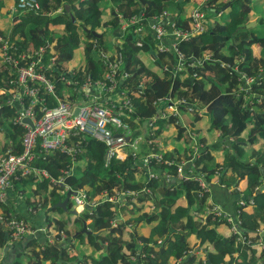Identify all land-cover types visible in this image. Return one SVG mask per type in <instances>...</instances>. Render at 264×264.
<instances>
[{
  "label": "trees",
  "instance_id": "1",
  "mask_svg": "<svg viewBox=\"0 0 264 264\" xmlns=\"http://www.w3.org/2000/svg\"><path fill=\"white\" fill-rule=\"evenodd\" d=\"M262 1L264 2V0H202L201 9L206 6L210 14L213 13L212 10L215 11L213 18H218L220 15H217V12L223 11L224 18L219 20L212 18L215 23L208 25L205 32L180 44V49L186 57V63L191 62L192 59H201L204 52L209 53L211 57L203 60L201 65L188 66L185 64V69L179 72L176 71V57L170 52H158L153 59L158 66H167L161 75L149 69L138 56L143 51L151 57V50L156 49V43L148 36L142 46L138 47L135 44V33L126 32L122 46L123 67L121 70L129 75L118 88V91H126L134 105V112L130 113L127 119L129 123L136 118L151 119L157 113L159 106L168 98L184 99L190 106H194L195 113L202 109L200 105L205 107L209 116L208 129L218 131L225 144L223 146L218 142L213 145L214 149L224 153V165L218 161L212 163L214 158L207 146L200 152V157L195 160L197 169L207 171L209 176L218 175L220 182L224 181L226 185L236 183L237 186L241 180L248 178L247 191L250 193V199H246L251 200L253 206L250 210L237 206L236 209L240 211L236 214V222H240L239 230L251 243L246 244L237 240L235 234L229 236L224 242V238L213 227H208L210 224L217 225L223 221L228 223L226 218H213L212 215H208L205 222L200 218L195 221L190 217L183 218V215L187 213L186 210L183 207H177L179 192L182 190L189 205L191 207L195 205L194 208L197 211L205 205L207 193L199 197L195 182L185 181L176 185L157 177L147 178L145 183H141L136 176V171L141 169H137L129 161L111 160L108 165H105V145L86 137L82 143L83 151L77 155L75 166L71 168V173L64 177L63 182L72 191L85 190L90 201L103 196L104 193L106 197L123 194L119 196V203L105 200L91 209L87 206L81 214H76L74 225L81 221L80 227L85 228L84 235L88 241L95 249L102 250L98 260L94 261L89 256H86V259H91L95 264H164L160 261V256L168 249L176 258L182 259L187 253L181 264H212L209 260L210 250L206 252L205 259L197 254H190L192 246L188 240L191 235L195 234L202 244L207 240L212 243L222 256L238 252L244 258L245 263L256 264L254 258L251 257L249 261H246V257L252 250L256 238L259 237L257 233L260 227L259 221L264 218V32L258 36L257 34L261 31L255 33L252 31L254 28L248 30L245 28L244 39L249 38V42L259 43L262 52L259 58L254 57L250 52L246 54L240 52L238 55L230 51L227 45L232 41L233 33L240 28L239 14L243 12L246 15H252L254 7L264 5ZM37 2L39 7L36 11H24L13 17L11 29L8 33L4 32L7 34L4 38L18 47L20 51L29 52L40 45L45 47V61L54 58L51 72L56 78L55 95L60 97H62L60 91L62 79L80 88L88 76L96 80L106 71L103 63L95 59L96 53L98 54L99 49L105 50L106 48L102 38L103 34L108 33L109 30L118 29L121 19L127 21L132 16L142 15L145 20H151L168 12V9H172V15L181 14L180 18L174 20L177 27L183 25V28H188L190 18L188 14L187 16L183 14L186 11L185 8L193 4L192 0H37ZM110 2L116 10H112L108 20L102 21L104 12L102 4L110 5ZM64 4L70 6L69 11L64 8ZM171 14L169 16L173 18ZM119 15L120 18H118ZM258 22L264 25V14L259 15ZM59 24H64V30L55 29ZM245 24H243L244 27ZM99 28H102L104 33L97 38L92 31L98 32ZM130 28L133 29L134 26ZM79 31L85 37L86 62L83 67L72 71L67 69L66 63L71 59V48L77 47L80 42ZM0 34L4 35L1 31ZM15 37L19 40H15ZM240 45L242 48L243 42H239ZM3 71L5 80L0 82V87L9 89L13 86L9 83V69L4 68ZM181 72L186 76H181ZM242 75L252 79L250 85L241 79ZM239 85L249 87L244 91V96L237 92ZM6 95L5 93L0 97V125L9 123L14 128L11 118L16 106L7 103ZM45 98L48 105L56 103L51 95ZM180 107L186 108L185 104H181ZM176 120L177 118L170 117L167 121L164 119L160 123L162 125L172 123L177 127L175 137L182 139L185 148L182 153H173L171 158L179 162L192 155L190 150L192 139L186 129L180 123H176ZM18 133L22 134L19 129L15 135L17 136ZM159 133H161L160 130L157 131V134ZM201 141L203 143L204 138H201ZM241 144L251 149V158H254V161H244L237 155V148ZM259 144H261L260 148L256 149L255 146ZM17 146L18 151L21 147L20 143ZM164 157L169 158V156ZM34 164L47 169L50 175L56 177L61 174L62 170L68 171L72 161L60 151L53 150L39 153ZM159 167L169 172H176L177 169L176 164L171 166L160 164ZM59 185L54 184L53 189L60 187ZM46 186L47 183H38L39 188ZM14 187L16 191L18 190L17 193L22 194L17 184ZM259 187L263 188L262 192H257ZM53 189L52 194L56 191ZM126 192L132 194L129 195ZM47 202L46 198L39 200L34 203L33 209H42ZM55 203L53 201L51 206ZM66 207L68 210L71 209V203L68 202ZM120 215L137 216L132 220L121 219ZM65 219L52 221L48 227L56 230L54 235L58 240L63 232L65 237L63 241L67 243L66 241L75 232V236L80 235L78 231L80 227H75L71 231V228H67L68 223L64 221ZM88 219L90 222L86 223ZM113 220L116 223L115 226L112 225ZM156 220L163 225L160 237L169 234L164 244L151 235L143 236L136 232V227L143 221L151 223ZM130 225L133 226V230L130 231L126 240L125 234ZM156 229L155 227L152 230V235L157 232ZM249 232L256 234L253 236ZM7 237L8 231L2 219L0 220V246L5 243ZM58 245L56 241L51 244L48 242L43 245L39 244L38 249L32 250V256L35 258L34 264H41L42 260H51L50 264H60L67 259L68 250L64 245ZM132 257L135 260H132ZM259 259L264 264V250ZM12 264L20 263L15 261Z\"/></svg>",
  "mask_w": 264,
  "mask_h": 264
},
{
  "label": "built area",
  "instance_id": "2",
  "mask_svg": "<svg viewBox=\"0 0 264 264\" xmlns=\"http://www.w3.org/2000/svg\"><path fill=\"white\" fill-rule=\"evenodd\" d=\"M17 8L21 11H35L38 8V2L37 0H17ZM165 15L166 13L160 16L158 20L148 21L149 31L158 51L173 52L177 56L176 69L181 71L185 68V57L179 50L178 44L205 30V12L200 8L192 10L188 28L177 27L175 22L168 23L169 28H167L164 24ZM141 20L140 16H133L122 22L119 41H117L118 51L113 55L108 54L104 49H99L98 54L96 53L95 59L103 63L106 71L96 80H92L88 76L80 85L85 96L91 97V99L81 103L69 102L63 97L55 95V86L44 73L45 69L52 68L54 58L45 61V47L43 45L29 52L20 51L18 47L0 34V51L2 52L0 63L4 64V67H0V82L5 80L3 71L5 68L9 69V83L13 85L9 89L0 87V97L6 93L7 103L16 106L11 118V123L15 127L12 128L9 125L12 137H16L15 134L18 129L22 133L20 135V150L13 151L10 148L0 152V203H8L9 193L14 189V181H18L21 176L30 172H35L39 179L49 178L54 184H62L63 176L67 174V170H62L61 174L53 177L47 169L35 166V159L39 153L58 150L71 159L70 171H72L71 168L76 163L77 155L83 151L82 143L86 137L93 138L105 145V165H108L111 160L129 161L137 169L143 170L146 179L161 177L176 185L185 181H193L197 184L199 197L210 191L207 172L197 169L195 163V160L200 157V152L204 149L201 141H197L199 145L193 147V153L188 159L184 158L179 162L174 161L171 157L165 158L158 153H147L141 158L138 157V146L142 141V135L138 130H134L132 127L131 129L127 122L129 114L134 112V105L126 91H118V88L129 75V73L121 70L123 67L122 46L124 36L126 32L130 31L131 26H135L133 31L140 36L143 28ZM93 43L96 45L95 41ZM141 44V41L136 42L137 46ZM208 57L209 55L204 53L201 59L191 61L187 65H201L202 61ZM12 73L13 75H11ZM67 83L70 84L69 81ZM101 91L105 93L103 101ZM47 95L55 98L56 103L54 105L46 103L45 96ZM166 101L169 102L166 103ZM166 101L164 103H166L168 110L176 106L171 102V98ZM76 110L77 112H75ZM26 118L31 121V124L24 121ZM153 118L154 116L151 119H146L147 127H153ZM137 120L142 123L145 122V119L140 120L138 118ZM134 133L136 136L131 139ZM153 160L167 166L176 164V172H169L167 169L163 170L161 167L152 165ZM126 194L132 193L126 192ZM102 195L90 201L85 190H78L71 194L70 200L75 209L84 210L87 206L91 209L105 200L119 203V196H123V194H118L106 197L105 193ZM16 197L23 198V195L17 193ZM248 204H253V202L248 199H240L237 202V206L243 208ZM29 210L31 209L29 208ZM239 211L236 209V214ZM205 212L207 216L212 215L213 218H226L232 225L237 240L246 244L251 243L249 239H245L239 230L240 222H236V219L231 220L219 206L206 207ZM2 219H4V226L9 231L8 239L11 241L34 232L31 230L30 223L23 218L10 214L5 216L0 214V220ZM112 225H116L114 220ZM262 247L264 248V245ZM186 256L187 253L184 258ZM132 260L135 258L132 257Z\"/></svg>",
  "mask_w": 264,
  "mask_h": 264
},
{
  "label": "crops",
  "instance_id": "3",
  "mask_svg": "<svg viewBox=\"0 0 264 264\" xmlns=\"http://www.w3.org/2000/svg\"><path fill=\"white\" fill-rule=\"evenodd\" d=\"M196 2L197 1L194 0V3H196ZM109 4L110 5H105L104 3L102 4V7H104V12L102 15V21L108 20L110 18L111 12H113L112 10L113 9L116 10V8L112 4V2H110ZM13 5H14V0H0V31L1 32L4 31V32L8 33L11 29L12 20L14 17V13L12 12ZM192 5H189L188 7L186 6L187 8H185L186 11L183 14L184 16H187V14L189 13V9ZM262 6H264V5L257 6V7H262ZM257 7H254V13L253 14L256 13ZM9 9H11L10 13L8 12ZM263 10H264V7H263ZM168 13L173 14L172 9H168ZM257 13L259 14V11H257ZM176 15H177V19L181 17V14L178 15L176 13ZM252 15H250V16H252ZM55 29L58 30V27H56ZM120 33H121V31L109 30L107 33L109 40L103 39L104 43H105V47H106L105 51L108 54L113 55L116 52V49L118 48L117 47V41H119ZM142 33L148 34V36H149V31L147 30L146 27L143 28ZM111 36L113 37L112 39H111ZM78 45H79V47H78L79 49L81 46L83 47L82 58H84V44L79 43ZM140 54H142V56L148 55L147 53H144L143 51H141L139 53V55ZM142 56H138V58L141 61L143 60ZM149 63L153 67H150ZM66 64H67V66H66L67 69L72 70V71L75 70V68L78 69L79 67L82 66L81 63L79 64V61L72 59V58ZM144 64L147 65L148 68L151 69L156 74H158V75L162 74L160 66L156 65L154 63L153 59L150 62L148 61V63L144 62ZM155 67H156V70L154 69ZM102 101H103V99H102ZM162 110L165 111L164 104L160 105L158 108V111H162ZM199 112L200 111H198L197 113H195L194 111H179V114L182 115L184 118L182 117V120H180V121L177 119L178 123H180L182 125V127H184L185 129H186V125H190L191 130L199 133V134H197L198 136L196 137L197 139L195 140V142L201 141V138H204V142H203V144L202 143L201 144L203 145V147L209 146V148H210L209 152L214 158L212 163L215 161H218L220 164L224 165V153L221 150L214 149L213 145L215 144L216 140H218V142H220L223 146L225 144H224V142H222L218 131L213 130L211 132V134H213V135H212V137L210 136L211 135L209 132L210 130L208 129L209 116L207 115V113H204V111H203L202 115H200ZM196 116H198V118ZM164 119H165L164 117H162L160 119L159 118L158 119L153 118L152 119L153 126L155 125V127L159 128V126H158L159 121L164 120ZM128 125L130 128L131 127L136 128V130H138L140 133L146 129L147 120H145L144 123H140V121H138L137 119H134L132 121V123L128 122ZM136 126H138V127H136ZM170 128L172 130V131L170 130V133H167L164 130V133L169 134V136L164 137L163 142H161L160 145L167 152L170 151V152H173L174 154L184 152L185 146L183 144L182 139L175 137L177 134H176V130H175L174 126H171ZM141 129H142V131H140ZM20 139H21L20 134H18L16 137H12L10 127H9V123H4V124L0 125V152H4L5 150L10 149V148H12L13 151H15V149L17 150V148H18L17 145H18V143H20ZM245 139H246V137H245ZM195 142H194V144H195ZM240 146L243 147V153L241 155H239L240 158H242V160H244V161H248V160L254 161V158H251V149L249 150V148L244 146V145H240ZM260 146H261V144L255 146V148L259 149ZM244 150H245V154H244ZM243 158H245V159H243ZM74 166H75V164H74ZM224 171H225V169H224ZM70 173H71V171L69 169L67 171V174H65L63 176V178L66 177V175H69ZM207 175H208V172H207ZM136 176H137V174H136ZM223 177H224V174H223ZM208 178H209V182H210L209 183L210 184V191L207 193L205 205L203 206V208L201 210L197 211L194 208L195 205H193L191 207L188 203V200H187L185 194H182V196L178 198L177 207H183L187 212L186 214H192V215L196 216L197 218H200L201 221L205 222V219L207 217L206 212H205L206 207L219 206L228 215V217L231 218V220H235L236 219V208H237L238 200H240V199L245 200L246 198L249 199L250 193L247 191L248 178L241 180L237 184V186H236V183H233L232 185H226L224 183V181H223V183H221L218 175H211L210 177L208 175ZM25 182H26V180H23V181L19 180L17 183H16V181H14V183H15L14 185L16 186V184H17L18 187L23 186L25 184ZM38 183H47V186L39 188ZM25 185H26L27 190H29L28 197H25V196H23V198L16 197L18 190L16 191L15 187H14L12 192L9 193L8 203L7 202L6 203H0V214L3 216L10 214V215H15L17 217L25 219L26 221H28L30 223L31 230L34 232L29 233L28 235L20 238L21 240L17 241V242H14V241H11L10 239H7L5 241V244L0 246V264H12L15 261L19 262L20 264H34L35 258L32 256V250L38 249L40 247L39 244L43 245L47 242L51 244V242H53V241L58 242L59 243L58 246L64 245V247L69 252L68 258L64 259L61 262L62 264H95L94 262H92V260L89 261L85 257L86 256H89V257L94 256L93 260L96 261L97 260L96 258L100 257L102 250L95 249L94 246H92V244L90 242H87L86 244H84L83 241L80 240L78 242H75L72 238H69L68 241H66L67 243H65L63 241V239L59 238V240H58L56 238V236L54 235L56 233V230L54 228L52 229V228L48 227V224L52 223V221L54 222L55 220L59 221V220H62V218H64V219L68 218V216L61 211L63 208L54 207L53 205L51 206L53 201L57 202L58 200H64V198L67 195V192L70 190L68 188V186L64 182L59 185V186L63 187L66 191V193L63 196V195H61V193H58L57 190L52 194V189L54 187L53 186L54 183H52L49 178H42V179H39L38 181L33 180L32 182L26 183ZM234 187H236L235 190H234ZM255 189H256V187H255ZM262 191H263V188L259 187L257 192H262ZM72 192H75V191H72ZM253 192L254 191L252 190V195H253ZM44 198H46L48 201L46 206L42 207V209H39V210L33 209L34 203L37 201L39 202V200H42ZM50 199H52V201H50ZM54 199H57V200H54ZM69 201H70V198L68 199V202ZM68 202H67V205H68ZM50 206H51V208H50ZM252 206H253V204H248L244 207V209L250 210ZM29 208H32V209L29 210ZM130 208H131V205H130ZM63 210L68 211L67 207H66V209H63ZM69 210L75 214H81L80 212L83 211L82 209H75L74 207H72ZM137 215H135V216H137ZM135 216H128V215L121 216L120 215L121 219L129 218L132 220L134 219ZM183 218L186 219L185 217H183ZM221 218L224 219V217H221ZM89 222H90V219H88L86 221V223H89ZM259 222H260L259 223L260 227L257 230L259 237L256 238L255 244H254L252 250L250 252H248L247 257H246V261H249V259L252 257V258H254L256 264H263L262 260L259 259V256H260L261 252L264 250V248L262 247V245H264V218L261 219ZM143 223H140L136 227V230L141 231L140 234L138 232L137 233L139 235H143V236H150L151 235L153 238L157 239L158 242H161L162 244H164V242H163L164 236L160 237L163 225L159 224L158 220L152 221L151 223L145 222L144 223L145 226ZM228 223L223 221L222 223L217 224V225L216 224H210L208 227H213L216 230V232H218L219 235L222 238H224V242H226L228 240L229 236L234 235L233 227L230 223H229L230 225ZM67 226L69 227L68 229L72 228V226L70 224H68ZM155 227L157 228L156 229L157 232L154 235H152V230ZM6 230L8 231L7 228H6ZM132 230H133V226L132 225L128 226L127 233H130V231H132ZM249 234H253V236H254L256 233L249 232ZM8 235H9V231H8ZM63 237H64V235H63ZM30 241H34V242L31 243ZM188 242L192 246L190 254L191 253L197 254L202 259L206 258V252L208 250H210L211 258H209V260L212 264H226L227 262H229L231 264H247V263H245L244 258L238 252H233L231 255L224 254V256H222L220 253H218V250L215 248V246L212 243L208 242V240H207V241H205V243L202 244L200 242V239L198 237H196L195 234H193V235H191V237H189ZM9 244L11 245V248H8L7 250L4 251V246L9 245ZM181 260H182L181 258H176L171 252L168 251V249H166L165 252L162 253L160 256V261L164 264H181L182 263ZM180 261H181V263H180ZM50 263H51V260H42L41 261V264H50Z\"/></svg>",
  "mask_w": 264,
  "mask_h": 264
},
{
  "label": "rangeland",
  "instance_id": "4",
  "mask_svg": "<svg viewBox=\"0 0 264 264\" xmlns=\"http://www.w3.org/2000/svg\"><path fill=\"white\" fill-rule=\"evenodd\" d=\"M196 1L197 2L194 3V0H192L193 5L190 7L189 12H190V10L193 7L200 6L202 4V0H196ZM263 7L264 6L257 7L256 8V13L253 14L252 16L246 15L243 12H241L239 14V20H240L239 27L240 28H238L233 33V35H232V41L227 45V47H228V49L230 51H233L234 53H237L238 55H240V52H242L243 54H246V53H249L250 52L256 58L261 57L262 52H261V48L259 47V43L257 41L249 42V40H250L249 38H246V39H244V38H245V34H246L245 32H246V30H248L250 28H254V29H252V31L255 32V33L261 31V33H258L257 34L258 36L259 35L261 36L263 34V32H264V25L259 24V22H258L259 15L264 14ZM10 10L11 9H9V11H8L9 13H10ZM193 10H195V9H193ZM67 11H69V10H67ZM257 11H259V14L257 13ZM12 12L14 13V15H20L22 13V11L17 8V0H14V5H13ZM215 14L216 13H214L213 16ZM217 15H220V16H223V17L218 16V18H213V16H212V18L213 19H217V20H219L220 18H224V12L223 11L217 12ZM210 17L208 19L211 21L212 19ZM210 23L211 24H214L215 22L212 21ZM244 23H246L245 24V27L243 25ZM248 23H250V26L249 27H246V25ZM245 28H246V30H245ZM59 30H64V24H59L58 25V31ZM2 33L4 34L3 37H6L5 35H7V34L4 33V31H2ZM98 33H100V34L101 33H104L103 29L102 28H99ZM79 34L81 35L80 37H78V39L80 40L79 43L84 44L85 37L81 33V31H79ZM235 35L237 36L236 38H235ZM112 38L113 37L111 36V39ZM103 39L109 40L107 33H104L103 34ZM15 40H19L18 37H15ZM239 42H243V47L242 48H240L242 45L239 46ZM78 47H79V45L77 47H75V48L74 47L71 48V58L79 61V64L81 63L82 64V67H83L84 64H85V62H86L85 61V56H84V58H82V56H83V47L81 46L80 49ZM29 49H31V46H29ZM139 56H142V54H140ZM1 57H2V52L0 51V62H1ZM142 59H143L142 60L143 63L144 62L145 63H148V61L150 62L152 60L150 58V56H148V55H143L142 56ZM67 62H69V61H67ZM0 67H4V64L0 63ZM150 67H153V66L150 64ZM154 69L156 70V67ZM44 73L52 81V83L54 84V86H56V89H57L56 78H55V75L51 72V68L45 69L44 70ZM181 76H186V75H184L183 72H181ZM241 79H243V81L247 85H250L251 82H252V79L250 77L245 76V75H243V77ZM60 89H61L60 91H61V95H62L63 99L66 100V101H69V102H78V103H81L84 100L91 99V97H86L85 96L84 91H83L82 88H77L74 84L73 85H70V84L67 83V80H64V79L61 80ZM248 89H249V87L248 88H245V87H242V86L239 85L238 88H237V92H239L241 95L244 96V94H243L244 91H246ZM104 95H105V93L103 91H101V96H102L101 99H103ZM168 102L169 101H166V103H168ZM171 102H173L174 105H176V106L174 108L168 110L167 107H166V103H164L165 111L164 110L157 111V113H155V115H154V119H158V118L160 119V118L164 117L165 120L167 121L170 117H173V118H177L180 121V120H182V117L183 116L179 114V111H194V106H190V104L188 102H186L182 98L180 99V98L173 97V98H171ZM181 104H185L186 108L185 109H182L180 107ZM200 107L202 109L200 110L199 114L202 115L203 111H204V113H206L205 107L203 105H200ZM160 121H162V120H160ZM160 121H159V125H158L159 128L155 127V125L153 127H147L146 126V129L143 132H140V134L142 135V141H141V143L138 146V157L139 158L145 156L147 153H158V154H160L162 156H169V157H171V155L173 154V152H170V151L167 152V151H165L162 148V146L160 145V143L163 142V138L164 137L169 136V134H167V133H170V130H171L170 127L171 126H174V124L170 123V125H162L160 123ZM136 127H138V126H136ZM174 127H175V130H176L177 127L176 126H174ZM190 128H191L190 125H186V132L189 133V135H190V137L192 139L191 149L190 150L193 153V147L194 146L198 147V145H199V144H197V141H196V144H194L195 139H196V137L198 135H197V133L195 131L191 130ZM134 130H136V128H134ZM158 130H160L161 133L157 134V131ZM164 130L167 133H164ZM140 131H142V129ZM209 132L211 134L212 131L210 130ZM212 135L213 134H211L210 136L212 137ZM133 136H136V133H134V135L131 136V139L133 138ZM217 143H218V140L215 141V144H217ZM153 146H156V147H153ZM249 150H250V148H249ZM236 153H237V155H241L243 153V147L242 146H239L237 148ZM244 154H245V150H244ZM243 159H245V158H243ZM152 165L159 167L160 164L157 163L155 160H153L152 161ZM136 174L138 176V180L141 183H145V181L147 179H146V176H145V173L143 172V170H137L136 171ZM20 179L21 180H26V182H25V184H26V183L32 182L33 180L38 181L39 176L36 175L35 172H30L29 174H27L25 176H21ZM18 181H16V182H18ZM25 184L23 186H19V188L22 190V195L25 196V197H28L29 190H27ZM55 190H57V192L58 193H61V195H63V196L66 193L65 189L63 187H61V186L60 187H55L53 189V191H55ZM182 194H184L183 190H182V192H179V197H181ZM70 203H71V205H74L71 200L69 201V204ZM61 211L68 216V218H66L64 221L66 223L70 224L71 226H73L71 228V231H72V229L74 230L75 227H80L81 221H78L74 225V222H75V220L77 218V215L75 213H72V211H69V210L68 211H64L63 209ZM183 217H185V218L190 217L194 221L197 220V217L194 216V215H192V214H186L185 213L183 215ZM62 219H64V218H62ZM143 222L145 223V221H143ZM158 223H160L159 220H158ZM144 226H145V224H144ZM67 228H69V227L67 226ZM78 231L80 232V235L79 236H75V233H76L75 232L74 234L71 235V238L75 242H78L80 240L83 241L84 244H86L87 242H89L88 239H87V237L84 235L85 231L83 232V228L80 227ZM136 232H138L139 234L141 233V231H139V230H136ZM128 237H129V233L125 234V239L126 240L128 239ZM20 240L21 239H16L14 242H17V241H20ZM4 248H5V246H4ZM104 250H105V248H104ZM90 258L93 259L94 256H91ZM91 259H87V260L91 261ZM96 259L98 260L99 258L97 257Z\"/></svg>",
  "mask_w": 264,
  "mask_h": 264
},
{
  "label": "clouds",
  "instance_id": "5",
  "mask_svg": "<svg viewBox=\"0 0 264 264\" xmlns=\"http://www.w3.org/2000/svg\"><path fill=\"white\" fill-rule=\"evenodd\" d=\"M202 5H203V4H202ZM202 5H201V6H198V7H195V8H193V9H197V8H200V9H201ZM38 7H39V5H38ZM37 9H38V8H37ZM193 9H192V10H193ZM202 9H203V11L205 12V17H206V21H205V30H206L207 27H208V25L211 24L210 22H212V20L210 21L208 18L211 16L210 18L212 19L213 14L216 13V12L212 10L213 13L210 14V13L207 11L206 6H204ZM192 10H191V11H192ZM31 11H32V10H31ZM35 11H36V10H35ZM191 11L188 13V17H189V18H190V13H191ZM22 12H24V11H22ZM164 13H166V15H165V20H164V24H165L166 26H169L168 23H170V22H175V23H176V21H174V20L177 19V15H176V16H174V15L172 16V15H171L173 18H170V16H169L170 14H169L168 12H164ZM162 15H163V14H162ZM162 15H160V16H162ZM14 16H15V15H14ZM137 16H140V17L142 18V20H141V24H142L143 28L146 27L148 31H149V22H148V21H151V22H152V21H154V20H158L159 17H160V16H158L157 18H154V19H151V20H150V19L145 20V19L142 17V15H137ZM120 17H121V16L119 15L118 18H120ZM132 17H133V16H132ZM121 20H122V19H121ZM190 21H191V18H190ZM122 22H124V20H122L120 24H122ZM189 25H190V22H189ZM182 26H183V25H182ZM182 26H181V27H182ZM134 28H135V26H134ZM134 28H133V29H134ZM143 28H142V31H143ZM167 28H168V27H167ZM133 29L130 28V31L134 32ZM205 30H204L203 32H205ZM114 31H121V25H120V27H119L118 29H116V30H114ZM203 32H202V33H203ZM200 34H201V33H200ZM101 35H102V34H101ZM135 35H136V38H135V44H136L137 41H141L142 44H143V42L146 41V38H147V36H148V34H143L142 32L140 33V36H139L138 34H136V33H135ZM197 35H199V34H197ZM197 35H194V36H197ZM194 36H192V37H194ZM149 37L152 38L150 31H149ZM192 37H190V38H192ZM190 38H189V39H190ZM152 39H153V38H152ZM189 39H188V40H189ZM186 41H187V40H186ZM182 42H184V41H181V42L178 44V48H179L180 51H181V49H180V44H181ZM123 43H124V42H123ZM142 44H141L140 46H142ZM140 46H138V47H140ZM117 47H119V45H117ZM155 47H156V46H155ZM151 51H152V52H151V54H152V55H151V58H152V59H155V55H156L158 52H161V51H158L157 49H153V50H151ZM181 52H182V51H181ZM170 53L174 54L173 52H170ZM182 53H183V52H182ZM204 53H206V52H204ZM204 53H202L201 56H203ZM183 54H184V53H183ZM206 54L209 55L208 58L211 57V55H210L209 53H206ZM174 55H175V54H174ZM175 57H176V63H178L177 56L175 55ZM184 57H185V54H184ZM208 58H207V59H208ZM195 60H196V59H195ZM195 60L192 59V61H195ZM184 63H185V64H188V63H186V57H185V61H184ZM189 63H190V62H189ZM175 65H176V64H175ZM222 65L224 66V63H222ZM164 66H166V65H163L162 67H160V69H161L162 72H163V69H165V68L167 67V66H166V67L164 68ZM188 66H189V65H188ZM184 67H185V66H184ZM184 69H185V68H184ZM176 71H177V69H176ZM181 71H183V70H181ZM178 72H179V71H178ZM163 104H164V103H163ZM161 105H162V104H161ZM39 168H40V167H39ZM38 180H39V179H38ZM72 207H74V206L72 205ZM30 209H32V208H30ZM80 213H82V212H80ZM5 228H6V227H5ZM43 231H44V230H43ZM55 234H56V233H55ZM63 235H64V233L62 232V233H61V236L63 237ZM8 236H9V235H8ZM62 237H61L60 239H64V237H63V238H62ZM7 238H8V237H7Z\"/></svg>",
  "mask_w": 264,
  "mask_h": 264
},
{
  "label": "water",
  "instance_id": "6",
  "mask_svg": "<svg viewBox=\"0 0 264 264\" xmlns=\"http://www.w3.org/2000/svg\"><path fill=\"white\" fill-rule=\"evenodd\" d=\"M64 7H65L67 10H69V8H70V6H69L68 4H64ZM121 21H122V20H121ZM249 26H250V23H248V24L246 25V27H249ZM92 34H93L95 37H97V38H99V37L102 36L100 33L96 32V31H92ZM151 52H152V51H151ZM75 112H77V110H76ZM24 121H25L26 123L31 124V121H30L28 118L24 119ZM72 193H75V192H72L71 190H69V191L67 192V195H66V197L64 198V200H58L53 206H54V207H61V208H63V209H66V205H67L68 199L70 198V196H71ZM90 208H91V207H90ZM84 231H85V228H83V232H84ZM168 237H169V234L166 235V236L164 237V241H163V242H165V241L168 239ZM8 248H11V245H6L5 248H4V251L7 250Z\"/></svg>",
  "mask_w": 264,
  "mask_h": 264
}]
</instances>
